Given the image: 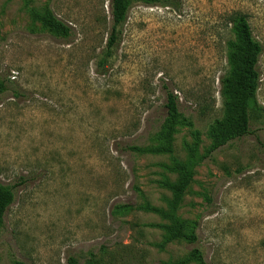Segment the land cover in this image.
<instances>
[{"label":"rangeland","instance_id":"1","mask_svg":"<svg viewBox=\"0 0 264 264\" xmlns=\"http://www.w3.org/2000/svg\"><path fill=\"white\" fill-rule=\"evenodd\" d=\"M127 1L101 64L111 0H0V184L14 192L0 264H264V0ZM30 8L70 35H51ZM236 13L263 48L251 132L195 167L179 215L196 243L165 244L169 222L147 208L166 209L165 182L178 180L170 155L152 152L166 89L182 113L175 156H205Z\"/></svg>","mask_w":264,"mask_h":264},{"label":"trees","instance_id":"2","mask_svg":"<svg viewBox=\"0 0 264 264\" xmlns=\"http://www.w3.org/2000/svg\"><path fill=\"white\" fill-rule=\"evenodd\" d=\"M143 1L147 4L160 3V0ZM128 5L127 0H111L112 27L107 50L101 59V64L108 61L119 42L120 27L126 21ZM29 12L33 20L39 22L51 35L61 38H66L70 35V27L51 13L40 14L32 8L29 9ZM230 24L232 25L231 32L234 39L227 42L228 72L221 79L223 118L216 120L210 128L211 146L205 156L200 157L197 155V147L189 148L190 158L187 163L181 162L175 156L173 141L182 113L178 96L173 91L166 89V101L164 104L166 117L160 134L164 143L161 147L153 148L152 152L170 155L172 161L171 170L178 174V180L173 183L165 182V187L172 195L167 202L166 209L147 208V210L157 213L169 222V225L163 226L166 233L165 244L175 241H185L188 244L196 243V237L186 233V221L179 215L184 200L195 182V167L214 152L249 135L251 132V105L255 101L259 89L261 79L259 60L263 48L253 37L246 15L242 13L233 14L230 17ZM5 90V84L0 82V95ZM130 150L142 152L137 147H130ZM13 201V190L0 184V229ZM192 253L196 255L199 251L195 249ZM69 263L78 264L74 258H71ZM169 264L189 263L188 260H183Z\"/></svg>","mask_w":264,"mask_h":264}]
</instances>
